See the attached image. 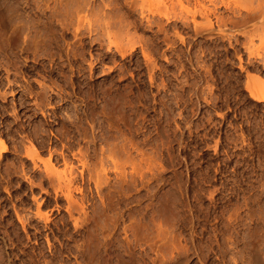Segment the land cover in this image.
Wrapping results in <instances>:
<instances>
[{"label": "rangeland", "instance_id": "374dc122", "mask_svg": "<svg viewBox=\"0 0 264 264\" xmlns=\"http://www.w3.org/2000/svg\"><path fill=\"white\" fill-rule=\"evenodd\" d=\"M200 2L0 0V264L264 252V0Z\"/></svg>", "mask_w": 264, "mask_h": 264}, {"label": "bare ground", "instance_id": "6f19581e", "mask_svg": "<svg viewBox=\"0 0 264 264\" xmlns=\"http://www.w3.org/2000/svg\"><path fill=\"white\" fill-rule=\"evenodd\" d=\"M201 0H197V4L196 6L194 5L195 9H194V12H193V16L194 18H196V20L199 19L200 20H205V18L207 17V10H208V7L206 8L205 7V4L203 5L202 2H200ZM203 1V0H202ZM211 1V0H210ZM214 1V0H213ZM258 1V0H257ZM213 4V3H212ZM255 5V4H254ZM263 6V5H262ZM190 9V8H189ZM257 9V8H256ZM192 10V9H191ZM263 10V9H261ZM193 11V10H192ZM188 12V11H187ZM240 12V11H239ZM209 13V12H208ZM257 15V14H256ZM260 15V14H259ZM211 17V16H210ZM193 19V18H192ZM220 19V18H219ZM207 20V19H206ZM224 21V20H223ZM263 24L261 25H264V22H262ZM202 24V23H201ZM260 24H258L259 26ZM257 28V27H256ZM262 28V26H261ZM263 29V28H262ZM264 31V30H263ZM250 33V32H249ZM253 237V236H252ZM251 237V238H252ZM249 239V238H248ZM259 239V238H258ZM247 240V239H246ZM245 240V245H244V252L243 254L240 256V257H236L233 258V263L236 261V264H264V257H263V251H261L259 249V246H258V242L256 241L257 239H253L252 241H249L247 242ZM1 262V261H0Z\"/></svg>", "mask_w": 264, "mask_h": 264}]
</instances>
